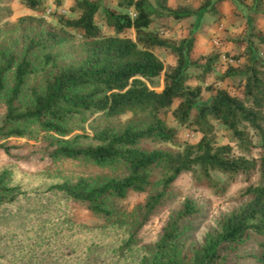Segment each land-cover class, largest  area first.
I'll return each instance as SVG.
<instances>
[{
    "label": "trees",
    "instance_id": "16d2710c",
    "mask_svg": "<svg viewBox=\"0 0 264 264\" xmlns=\"http://www.w3.org/2000/svg\"><path fill=\"white\" fill-rule=\"evenodd\" d=\"M117 1L121 10L99 1L77 0L72 11L79 17H58L65 32L82 37V53L76 61L60 63L59 57L46 53L45 65L38 64V50L49 43H67L68 38L57 32L33 39L20 51H0V105L3 102L7 108L0 123V150L10 152L11 139H42L54 161H81L100 169L97 177L87 179L49 170L31 174L16 165L0 169V249L8 250L5 255L0 252V264H12L30 246L25 242L18 248L25 241L22 234L28 237L33 232L18 227L27 216L34 218L24 209L28 200L67 198L86 204L96 217L108 218L119 211L117 203L132 192L149 194L143 207L147 220L185 171L194 172L199 185L220 193L236 175L256 170L260 183L242 191L245 204L224 215L201 247H188L183 240L185 223L203 210L186 198L153 253L137 264H228L224 253L236 250L254 235L261 239V252L253 258L264 264V151L260 160L236 155L231 144H217L215 125L221 123L231 131L244 150L254 146L251 129L264 138V59L249 47L246 64L231 65L221 77L239 78L243 95L219 89L209 102L200 103L202 89L188 85L195 37L177 44L150 30L156 20L181 21L193 11L172 8L168 0ZM43 2L24 1L31 10H38ZM4 12L0 5V17ZM100 13L113 34H105L97 25ZM127 30L136 32L135 40L123 35ZM254 38L264 45V33H255ZM157 47L171 49L177 56V65L171 70L165 71V63L154 52ZM41 72H45L43 80L32 83ZM164 72V89L159 92L150 83ZM178 99L181 102L172 112L175 121L202 134L197 143L183 147L177 141V129L168 126L165 118ZM128 115L131 117L123 120ZM165 145L177 149H165ZM215 173L227 175L228 181L222 182Z\"/></svg>",
    "mask_w": 264,
    "mask_h": 264
},
{
    "label": "rangeland",
    "instance_id": "374dc122",
    "mask_svg": "<svg viewBox=\"0 0 264 264\" xmlns=\"http://www.w3.org/2000/svg\"><path fill=\"white\" fill-rule=\"evenodd\" d=\"M24 1L3 0L0 3L5 8L0 17V51H20L33 39L42 38L48 32H57L68 38L67 43L60 46L49 43L38 50V64L45 65L46 53L56 55L64 64L80 59L81 35L69 30L65 32L58 20V17H79V13L72 11L77 0H44L38 10L29 9ZM92 1L120 9L117 0ZM168 4L175 9L188 8L193 14L181 21H171L169 18L156 20L150 30L177 44L189 36L195 37L197 52L194 49L191 53L188 85L202 89L199 102H209L219 89L242 96L244 89L239 85V78L227 77L222 80L221 77L231 65L246 64L249 47L253 48L255 56L264 59V45L254 38L255 33H264V0H168ZM223 11L231 12V22L223 18ZM101 16V13L96 16L97 25L105 34H113ZM123 35L136 39L134 30H127ZM154 52L165 63V71L177 65L178 58L171 49L157 47ZM194 53L196 56H192ZM44 73H38L31 82H41ZM164 74L150 83L158 91L164 89ZM9 77L11 81L13 74ZM180 102L179 99L174 102L165 118L168 126L177 129V141L183 147L197 143L202 134L179 126L175 121L172 112ZM6 111V105L2 102L0 123ZM130 117L128 115L123 120ZM215 125L218 145L231 144L236 155L260 160L264 151V138L260 134L251 129L249 133L254 146L244 150L238 147L239 142L231 131L221 123ZM86 128L93 135L88 125ZM8 145L12 147L10 152L0 150V169L16 165L22 172L40 174L49 170L72 179L95 178L100 172L97 167L81 161H54L49 157L47 142L42 139H11ZM164 148L177 149L171 145ZM214 176L222 182L228 181L227 175L215 173ZM260 178L259 170L248 175L238 174L225 191L218 193L199 185L194 172L185 171L175 180L167 197L147 220H144L143 207L149 194L132 192L117 203L119 211L108 218L96 217L86 204L67 198L28 200L24 209H28L34 218L27 216L28 220L18 224V227L23 231L32 229L33 232L28 237L22 234L25 241L18 248L25 242L30 246L18 255L14 253L17 256L12 264H137L145 255L153 253L168 222L186 198L194 200L203 209L199 216L184 225L186 232L183 240L188 247L199 248L204 244L206 234L217 228L224 215L245 204L247 199L240 197L242 191L251 184H259ZM260 242L261 239L254 235L236 250L225 252L228 264H258L253 256L260 255ZM0 250L4 255L8 252L7 249Z\"/></svg>",
    "mask_w": 264,
    "mask_h": 264
},
{
    "label": "crops",
    "instance_id": "0c3cea01",
    "mask_svg": "<svg viewBox=\"0 0 264 264\" xmlns=\"http://www.w3.org/2000/svg\"><path fill=\"white\" fill-rule=\"evenodd\" d=\"M231 13V12H230ZM230 13H227L226 11H223V13H221L222 15H223V18L224 19H226V20H228L229 22H231L232 21V16H231V14ZM169 20H173V19H171V18H169ZM175 21V20H174ZM195 49V48H194ZM195 51L197 52V49H195ZM197 54V53H196ZM192 56H196L195 55V53L194 54H192ZM158 91V90H157ZM162 91V90H161ZM161 91H159V92H161Z\"/></svg>",
    "mask_w": 264,
    "mask_h": 264
},
{
    "label": "built area",
    "instance_id": "2783aa9c",
    "mask_svg": "<svg viewBox=\"0 0 264 264\" xmlns=\"http://www.w3.org/2000/svg\"><path fill=\"white\" fill-rule=\"evenodd\" d=\"M132 15H133V13H132ZM134 16V15H133Z\"/></svg>",
    "mask_w": 264,
    "mask_h": 264
}]
</instances>
